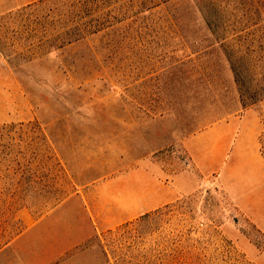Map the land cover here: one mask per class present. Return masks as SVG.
I'll list each match as a JSON object with an SVG mask.
<instances>
[{
	"label": "rangeland",
	"instance_id": "obj_1",
	"mask_svg": "<svg viewBox=\"0 0 264 264\" xmlns=\"http://www.w3.org/2000/svg\"><path fill=\"white\" fill-rule=\"evenodd\" d=\"M40 1L0 0V264L264 263L243 195L194 170L183 144L256 129L264 154V97L249 101L264 24L216 43L192 0H106L112 25L88 35V0ZM132 191L157 205L116 221L141 203ZM88 209L95 245L60 251L88 235Z\"/></svg>",
	"mask_w": 264,
	"mask_h": 264
},
{
	"label": "crops",
	"instance_id": "obj_2",
	"mask_svg": "<svg viewBox=\"0 0 264 264\" xmlns=\"http://www.w3.org/2000/svg\"><path fill=\"white\" fill-rule=\"evenodd\" d=\"M222 126V125H221ZM260 131L256 129L223 130L220 126L204 131L184 139L183 144L190 155V164L194 170L202 175L218 173V176L226 183L230 194L243 195V204L246 216L259 230L264 245V154L259 145ZM188 177L189 184L192 180L191 174L174 177L173 183L180 181L181 177ZM132 193L142 201L139 206H133L130 211L120 210L116 214V221L125 216L144 212L156 204V197L146 198L138 192ZM115 196V195H114ZM119 199V198H118ZM101 218V216H100ZM97 231L100 221L92 215L88 209V235L80 237L74 242L75 245H58L60 251L65 252L76 248L88 239V249L95 245L91 239L95 236L94 226ZM34 226L29 225L13 242V248L21 251L26 240L34 231ZM62 252L58 253L63 254ZM58 254L49 248L45 257L53 258ZM51 261L49 262V264ZM264 264V263H262Z\"/></svg>",
	"mask_w": 264,
	"mask_h": 264
},
{
	"label": "trees",
	"instance_id": "obj_3",
	"mask_svg": "<svg viewBox=\"0 0 264 264\" xmlns=\"http://www.w3.org/2000/svg\"><path fill=\"white\" fill-rule=\"evenodd\" d=\"M57 0H44L40 1L39 4H45L48 2H56ZM106 0H88V35L97 33L105 28L112 25L110 23L109 11H105L102 5ZM170 0H156L149 8H155L161 4H167ZM236 1L241 7V17L238 21L230 24L232 16L228 14H220L219 11L221 6L226 7L229 5L230 0H192V6L200 15L202 21L204 22L206 30L209 32V36L212 37L213 41L216 43L226 40L228 36H233L239 32L244 31L240 29L239 32H233L230 25L234 23H241L243 21L251 23V25L264 24V0H232ZM153 2V0H151ZM31 8L29 5L23 10ZM231 27V28H229ZM239 60H242L239 58ZM257 60H264L258 58ZM234 77L238 84H243V77L240 71L233 69ZM264 75V74H262ZM264 81V80H262ZM258 90H255L252 95L249 96V101H254L257 97H264V83L260 85Z\"/></svg>",
	"mask_w": 264,
	"mask_h": 264
}]
</instances>
